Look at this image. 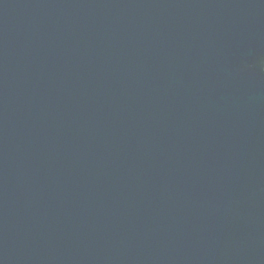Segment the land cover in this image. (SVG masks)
<instances>
[{
	"label": "water",
	"instance_id": "water-1",
	"mask_svg": "<svg viewBox=\"0 0 264 264\" xmlns=\"http://www.w3.org/2000/svg\"><path fill=\"white\" fill-rule=\"evenodd\" d=\"M0 264H264V0H0Z\"/></svg>",
	"mask_w": 264,
	"mask_h": 264
}]
</instances>
